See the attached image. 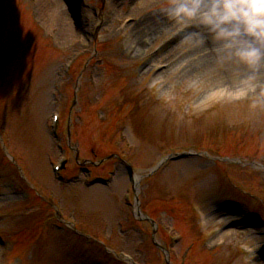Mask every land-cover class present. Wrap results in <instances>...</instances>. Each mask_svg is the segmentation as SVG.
<instances>
[{"label": "rangeland", "instance_id": "374dc122", "mask_svg": "<svg viewBox=\"0 0 264 264\" xmlns=\"http://www.w3.org/2000/svg\"><path fill=\"white\" fill-rule=\"evenodd\" d=\"M106 1L99 21L101 0H0V127L11 137L10 146L48 187V201L64 218L77 220L95 238L109 236L115 251L145 264L167 263L152 241L151 225L133 217L135 194L128 205L123 202L125 187H131L129 170L113 158V146L140 179L142 211L155 217L168 236L177 237L173 264H264L259 253L264 251V203L229 187L231 181L264 199V109L252 112L248 107L255 93L232 99L225 91L234 87L232 76L211 72L212 61L195 81L182 71L173 74L178 58L190 59L203 50L191 48L185 31L172 42L179 31L160 11L166 0ZM152 22L169 28L139 35ZM131 36L144 49L133 50ZM17 40L22 50L13 56ZM80 55L85 57L67 74L66 64ZM126 105L127 116L117 118L116 129L110 130L113 115ZM54 113L61 115L60 137L71 146L69 155L54 144ZM178 149H193V155L146 175L161 157ZM62 157L70 164V181L60 182L52 173ZM222 158L244 166L232 167ZM86 160L94 166L75 173ZM251 164L255 168L246 167ZM111 170L114 178L106 186L91 187L92 179L86 181L89 174L103 178ZM20 180L0 149V234L5 236L0 235V264H120L116 256L103 253L99 259L90 252L94 241L74 242L70 231H57L52 206L28 193ZM188 201L204 204V223L188 211ZM173 225L185 236L182 242ZM157 234L164 244L165 236ZM241 246L255 254L245 255Z\"/></svg>", "mask_w": 264, "mask_h": 264}, {"label": "clouds", "instance_id": "9594fccd", "mask_svg": "<svg viewBox=\"0 0 264 264\" xmlns=\"http://www.w3.org/2000/svg\"><path fill=\"white\" fill-rule=\"evenodd\" d=\"M160 11L177 31L193 29L188 41L212 56L211 72L232 76L234 87L225 89L232 99L255 93L249 110L264 109V0H166Z\"/></svg>", "mask_w": 264, "mask_h": 264}, {"label": "bare ground", "instance_id": "6f19581e", "mask_svg": "<svg viewBox=\"0 0 264 264\" xmlns=\"http://www.w3.org/2000/svg\"><path fill=\"white\" fill-rule=\"evenodd\" d=\"M118 4V2L116 1V4L115 5H117ZM48 6V5H47ZM46 6V7H47ZM71 13L73 12V11H70ZM153 20V19H152ZM145 26L147 25V23L145 22V23H143ZM143 24H141V25H143ZM140 26V25H139ZM130 28V27H129ZM169 27H168V25L166 26V25H163L162 23H157V22H152V24H150L149 25V28H146L144 31H142V32H139V35H142V34H149V35H154L156 32H161V31H167V29H168ZM191 31H193V29H188V33L189 32H191ZM134 35L135 36H137V34L136 33H134ZM148 35V36H149ZM130 38H132V36L130 37ZM136 40V39H135ZM184 40H185V38H184ZM135 43V42H134ZM133 43V44H134ZM146 43V42H145ZM132 44V45H133ZM135 46H136V49H144L142 46H143V42H141V43H138L137 42V44L135 43ZM138 50V51H139ZM196 56H198V55H193L192 56V54H191V56H189L190 57V59H188V58H186V57H184V58H181L176 64H174V66H177V65H180L182 62H184L185 60H188L189 62L186 64V66L181 70L182 72H183V75L185 76V77H193V79L192 80H194L195 81V79H196V77H197V75H198V73L200 72V70L204 67V66H207V65H209L210 63H211V61H212V58H211V55L209 54V55H203V53L201 54V55H199L200 56V59L199 60H197V59H194V57H196ZM198 80V79H197ZM222 234V233H221Z\"/></svg>", "mask_w": 264, "mask_h": 264}]
</instances>
